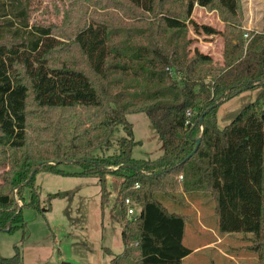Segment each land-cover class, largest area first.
I'll return each mask as SVG.
<instances>
[{
  "label": "trees",
  "instance_id": "16d2710c",
  "mask_svg": "<svg viewBox=\"0 0 264 264\" xmlns=\"http://www.w3.org/2000/svg\"><path fill=\"white\" fill-rule=\"evenodd\" d=\"M85 1L108 11H92L66 45L49 26L29 24L28 0H0V230L22 229L24 208L43 213L40 172L97 179L102 206L106 177L117 175L122 215L125 198L139 211L121 222L123 250L110 264H182L191 253L185 217L157 197L201 192L218 233L240 234L264 264V96L223 128L216 119L223 102L264 89V0L261 30L246 39L240 0ZM195 6L216 12L223 29L195 23ZM190 27L221 38V61L191 48ZM138 113L163 143L154 160L131 156L137 143L126 116ZM118 126L117 152L98 155ZM0 264H23L19 248Z\"/></svg>",
  "mask_w": 264,
  "mask_h": 264
},
{
  "label": "rangeland",
  "instance_id": "374dc122",
  "mask_svg": "<svg viewBox=\"0 0 264 264\" xmlns=\"http://www.w3.org/2000/svg\"><path fill=\"white\" fill-rule=\"evenodd\" d=\"M114 3L127 5L123 0H114ZM27 4L29 24L49 26L55 38L66 45H72L75 32L90 21L92 11L102 14L108 11L93 7L85 0H28ZM240 4L244 11V32L247 35L259 32L261 0H240ZM113 11L118 13L116 9ZM191 18L198 25L223 29V23L214 11L195 6ZM133 19L125 16L127 22ZM189 35L193 39L191 48H198L215 61L222 60L219 36L203 32L194 34L191 27ZM260 94L264 96V89L255 88L223 102L216 113L218 128L228 125L244 106L254 102ZM261 111L264 113V104ZM126 119L132 125L133 139L137 143L131 151L132 158L154 160L159 157L163 153V143L147 116L143 113L129 114ZM122 136L123 129L118 126L111 136L112 147L98 155H114L116 142ZM62 169L68 172L79 170L75 165H65ZM121 181L122 177L117 175L106 177L108 200L102 206L97 179L38 173L36 185L44 211L38 213L24 208L22 229L14 232L0 230V256L10 257L18 247L23 264H110L112 256L123 250L120 224L127 217L122 215L120 201L116 199ZM25 196L27 199V191ZM157 198L170 212L185 217L182 244L191 250V254L182 260V264H258L256 256L245 249L246 242L240 239V234L228 236L216 248L206 246L221 235L217 231L213 202L205 192H201L197 200L181 197L179 193L172 199L160 195Z\"/></svg>",
  "mask_w": 264,
  "mask_h": 264
},
{
  "label": "built area",
  "instance_id": "2783aa9c",
  "mask_svg": "<svg viewBox=\"0 0 264 264\" xmlns=\"http://www.w3.org/2000/svg\"><path fill=\"white\" fill-rule=\"evenodd\" d=\"M244 37H247V34H244ZM136 187H138V185H136ZM124 205L126 208V217L128 218L136 217L139 211L138 206L135 203H133L129 198L124 199Z\"/></svg>",
  "mask_w": 264,
  "mask_h": 264
},
{
  "label": "crops",
  "instance_id": "0c3cea01",
  "mask_svg": "<svg viewBox=\"0 0 264 264\" xmlns=\"http://www.w3.org/2000/svg\"><path fill=\"white\" fill-rule=\"evenodd\" d=\"M261 11H260V14H261V19H262V6H263V0H261ZM243 13H244V11H243ZM228 236H231V235H229V234H224V235H222V236H219V237H216L217 238V240L216 241H213V242H208V244L206 245L208 248H210V247H212V248H216V245L217 244H220L224 239H226ZM232 236H235V234H233ZM205 247V246H204ZM197 248H195V249H193V251H195ZM191 254V253H190ZM189 254V255H190ZM222 255L224 256V257H226V258H228V259H232V257H230V256H228V255H226V254H224V253H222Z\"/></svg>",
  "mask_w": 264,
  "mask_h": 264
},
{
  "label": "water",
  "instance_id": "95a60500",
  "mask_svg": "<svg viewBox=\"0 0 264 264\" xmlns=\"http://www.w3.org/2000/svg\"><path fill=\"white\" fill-rule=\"evenodd\" d=\"M263 118H264V113H263ZM200 123H202V117L200 118ZM198 143H199V139L197 140V145H198ZM35 172V170L32 172V173H34Z\"/></svg>",
  "mask_w": 264,
  "mask_h": 264
}]
</instances>
